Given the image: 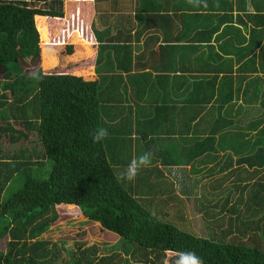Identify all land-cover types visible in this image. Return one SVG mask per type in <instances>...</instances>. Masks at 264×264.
<instances>
[{"label":"trees","instance_id":"1","mask_svg":"<svg viewBox=\"0 0 264 264\" xmlns=\"http://www.w3.org/2000/svg\"><path fill=\"white\" fill-rule=\"evenodd\" d=\"M93 14V0H0V135L16 143L34 131L40 144V148H0V241L4 242V247L0 245V264H55L59 255L52 237L88 221L115 233L119 248L113 250L93 237L86 247L64 241L60 245L73 264H173L181 251L196 252L204 264H264L261 176L251 182L229 184L219 193L211 192L212 197L223 196L213 203L204 201L200 205L204 214L209 215L208 208L220 205V212L233 215L227 216L229 224L222 235H196L171 220V216L182 220L183 210L176 208L179 196L167 181L164 183L161 173L153 180L151 167L144 175L138 174L135 182L118 179L105 141L93 143L91 132L101 126L100 112L109 93L118 89L108 72L126 70L128 66L122 67L121 63L131 60V47L127 45L122 48L127 56L118 57L116 53L110 64L106 59L100 62L105 50L99 53L101 47L98 49L97 36L91 29ZM221 30L226 32L225 24ZM232 49L226 40L214 52V85L218 83L214 125H235L241 130L243 105H235L232 100L233 76L245 69L250 71L245 64H252L254 55ZM26 60L38 63L29 75L21 73V63ZM235 60L238 70L231 66ZM242 76L237 77L238 81ZM147 85L141 81L133 88L140 91L141 97ZM195 87L192 95L198 89ZM156 102L150 108L146 104L137 106L138 122L148 127L137 131L144 140L149 129L165 134L174 130L172 111H167L173 105ZM122 104L119 101L117 106ZM16 122L20 128L13 125ZM250 126L256 128L258 123ZM260 129L257 144H264V127ZM157 149L144 142L136 156L151 152L153 162L157 155L162 156ZM259 153L256 149L238 161L251 167L264 166V160H253L260 157ZM45 166L47 177L39 178ZM16 174L20 186L4 196ZM222 186V182L214 183V188ZM234 192L237 196L232 199ZM170 202H175L171 209ZM216 217L218 228L223 227L224 217ZM118 249L129 257H120V251H115Z\"/></svg>","mask_w":264,"mask_h":264},{"label":"crops","instance_id":"2","mask_svg":"<svg viewBox=\"0 0 264 264\" xmlns=\"http://www.w3.org/2000/svg\"><path fill=\"white\" fill-rule=\"evenodd\" d=\"M93 3L91 29L97 36L98 49L101 47L99 53L105 50L100 62L106 59L107 65L110 64L116 53L118 57L127 56L122 48L131 47V60L127 58L121 63L127 69L108 72L112 73L108 75L115 80L118 93H109L110 98L105 99L100 112L101 127L109 131L105 145L110 150V162L119 175L145 142L151 147L155 145L162 156L157 155L139 175L152 167L153 180L161 173L164 183L167 181L168 187L180 197L186 189L173 185L170 176L176 179L182 174L181 181L198 186L211 181L206 186L211 190L214 183H247L259 176L264 181V166L251 167L238 161L256 149L260 157L253 160H264V144H257L259 129L264 127V0H193L192 3L189 0H93ZM218 24L219 30L215 29ZM224 24L226 32L221 30ZM224 40L231 44L233 52L254 55L252 64H245L250 71L245 69L233 76L232 100L235 105H243L241 130L235 125H214V101L218 95V83L214 85V52ZM231 66L236 70L240 67L236 60ZM240 75L243 76L238 81ZM141 81L148 85L140 97V91L133 86ZM195 86L198 89L192 95ZM189 99L201 104H188ZM119 101L123 102L120 107ZM155 101L173 105L167 111H172L170 122L175 123L171 127L174 130L165 134L149 129L144 140L137 131L148 127L140 125L137 106L146 104L150 108ZM203 103L204 108L200 109ZM251 123L258 126L252 128ZM202 197L203 193L196 202L199 206ZM174 203L170 202L168 207Z\"/></svg>","mask_w":264,"mask_h":264},{"label":"rangeland","instance_id":"3","mask_svg":"<svg viewBox=\"0 0 264 264\" xmlns=\"http://www.w3.org/2000/svg\"><path fill=\"white\" fill-rule=\"evenodd\" d=\"M38 66L37 61L33 62L30 60H26L21 63V73L23 75H29L31 74L34 69ZM2 79V76L0 75V80ZM6 94H8V98L11 99L12 95L9 94L8 91H6ZM16 128H20V124L16 122L13 124ZM29 136L27 139H20L16 143H9L8 139L5 135H0V148L4 151L6 149H13L19 146H32L35 145L40 148V144L38 141V138L34 131H30ZM41 173L38 175L39 178H46L48 174V168L42 167V170L39 172ZM216 175H214L215 178ZM218 177V176H217ZM18 174L12 177L10 180L6 190H4L3 195L8 196L9 192L14 191L17 189L20 184L21 180ZM170 180L171 183L174 185L176 184L178 188L180 189H186V193L181 195L179 201L177 202L178 205L176 208H179L180 210H183L182 214V220H176L173 216H171V220L175 222L176 226H178L180 229L187 230V232H191L192 234L196 235H205L208 232H213L215 235L219 236L222 235L223 231H225L227 225L229 223H226L228 220V215L232 214L228 211H219V206L208 208L207 211L209 212V215H205L203 208L196 204L197 200L199 199V196L201 197L202 193L204 192V195L202 197V204H205L207 200H210V203L215 202L216 194H214V197H212L211 192L219 193L221 188L224 187H230L229 183H222V187L214 188L213 191L209 187H206L207 184L212 183L211 181H204L202 183H205L204 186L192 184L187 181H181L184 178V175L180 174L178 175V180L176 182L175 177H171ZM200 183V184H202ZM228 184V185H227ZM225 189V188H224ZM223 189V190H224ZM208 195H207V194ZM220 197H217L216 199L222 198V196L219 194ZM237 196V192H234L230 197L234 199V197ZM212 197V198H211ZM211 198V199H210ZM205 201V202H204ZM238 207H242V204H239ZM169 208V207H168ZM171 209V208H169ZM216 213L217 215H214ZM214 215V216H213ZM224 217L223 221V227L218 228L216 221H218L216 216ZM225 221V222H224ZM232 221V220H231ZM233 222V221H232ZM234 230V229H233ZM225 233V232H224ZM93 238H98L99 240L104 241L105 243L109 244L113 250L119 248L118 246V236L104 228H101V225L94 221H88V222H82L73 225L72 228L68 229L66 232L60 235H55L52 237V241H55V248L58 251V259L56 260L55 264H73V259L70 255H68L67 251L61 247L60 244L64 241H70L74 246L75 245H83V246H89L93 242ZM1 247H4V242L0 241ZM120 251V257H129L124 251H121L120 249L115 250ZM109 253V252H107Z\"/></svg>","mask_w":264,"mask_h":264},{"label":"clouds","instance_id":"4","mask_svg":"<svg viewBox=\"0 0 264 264\" xmlns=\"http://www.w3.org/2000/svg\"><path fill=\"white\" fill-rule=\"evenodd\" d=\"M192 2L193 0H189V3ZM108 136V129L101 126L96 127L91 132V139L96 144L103 143ZM152 159L153 154L151 152H144L139 156H134L118 179L134 181L142 169L151 165ZM173 264H204V260L194 251H181L175 258Z\"/></svg>","mask_w":264,"mask_h":264}]
</instances>
